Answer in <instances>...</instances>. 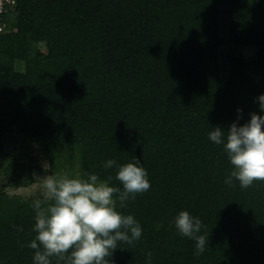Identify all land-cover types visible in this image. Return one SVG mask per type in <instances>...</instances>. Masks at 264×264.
<instances>
[{
    "label": "trees",
    "instance_id": "16d2710c",
    "mask_svg": "<svg viewBox=\"0 0 264 264\" xmlns=\"http://www.w3.org/2000/svg\"><path fill=\"white\" fill-rule=\"evenodd\" d=\"M2 23L0 168L12 179L0 183V264H33L42 195L7 192L33 182L16 162L19 144L43 149L48 175L112 176L121 190L103 163L140 161L150 189L117 210L142 235L120 242L112 264H146L148 252L151 264H264V182L226 185L232 166L208 139L264 115V0H15ZM225 46L254 55H233L241 67L222 80ZM181 211L209 236L200 256L175 228Z\"/></svg>",
    "mask_w": 264,
    "mask_h": 264
},
{
    "label": "clouds",
    "instance_id": "9594fccd",
    "mask_svg": "<svg viewBox=\"0 0 264 264\" xmlns=\"http://www.w3.org/2000/svg\"><path fill=\"white\" fill-rule=\"evenodd\" d=\"M257 100L264 112V95ZM250 117L242 126L233 123L227 132L214 128L208 134L211 142L223 145L233 169L224 183L235 187L236 181L241 189L256 181L264 182V115L250 113ZM103 168L116 169L115 180L123 190L110 186L112 176L101 180L90 173L73 175L64 171L37 180L42 199L32 202L35 213L32 231L36 236L27 245L34 252L33 264H52L53 257L57 264H112L110 258L120 242L134 246L139 241L140 224L117 207L125 208L136 195L150 189L148 174L136 159L124 165L110 159L103 163ZM173 223L181 236L195 241L194 254L202 255L208 248L209 236L200 234L201 220L181 211ZM151 259L152 253H146V264H151Z\"/></svg>",
    "mask_w": 264,
    "mask_h": 264
},
{
    "label": "rangeland",
    "instance_id": "374dc122",
    "mask_svg": "<svg viewBox=\"0 0 264 264\" xmlns=\"http://www.w3.org/2000/svg\"><path fill=\"white\" fill-rule=\"evenodd\" d=\"M224 51L229 54L228 58H222L220 60L219 69H220V78L222 80H225L228 78L230 72L235 69H239L241 67L240 61L233 55H241L245 59H250L254 55V51L250 49H239L236 48L235 50H231L229 46L224 47ZM28 145L22 144L16 146V153H18V157L16 159V162L24 167L31 166V177L33 179V182L29 184L28 186H19L18 188H10L7 190V192L10 195H19L22 197H31V196H37L42 195V189L39 186V181H37L40 178H43L47 174V162L45 160V154L42 148H40L37 145H33L30 148H27ZM14 144L10 141L7 142L5 151L8 155H12ZM4 162H8L7 157H1L0 155V164ZM5 165V164H4ZM14 164L10 165L12 168ZM7 167V166H5ZM8 168V167H7ZM12 172L9 171V169H2L0 168V183L4 182L7 183L10 181ZM24 173L21 169H19L16 174V176H20L19 179H24Z\"/></svg>",
    "mask_w": 264,
    "mask_h": 264
},
{
    "label": "built area",
    "instance_id": "2783aa9c",
    "mask_svg": "<svg viewBox=\"0 0 264 264\" xmlns=\"http://www.w3.org/2000/svg\"><path fill=\"white\" fill-rule=\"evenodd\" d=\"M15 5V0H0V33L5 31V25L2 23V16Z\"/></svg>",
    "mask_w": 264,
    "mask_h": 264
}]
</instances>
